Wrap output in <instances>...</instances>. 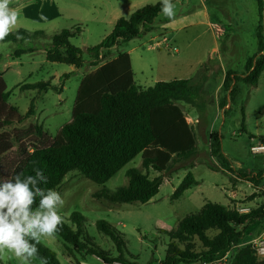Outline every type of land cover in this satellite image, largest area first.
Returning a JSON list of instances; mask_svg holds the SVG:
<instances>
[{"label": "rangeland", "instance_id": "1", "mask_svg": "<svg viewBox=\"0 0 264 264\" xmlns=\"http://www.w3.org/2000/svg\"><path fill=\"white\" fill-rule=\"evenodd\" d=\"M159 1L12 0L10 7L19 12L13 31L23 28L53 36L64 29L71 30L76 35L70 38V43L82 49L85 63L75 68L66 63L48 61L46 50L51 44L50 37L26 38L17 43L0 42V72L7 85L6 91L10 93L8 103L16 106L23 116L31 103L34 104L33 115L21 123L5 127V130L16 132L37 124L42 125L51 137L56 136L61 127L72 120L81 80L95 69L91 65L94 59L88 54V48L108 36L119 18H129L135 10ZM172 2L176 6L173 19L159 14L152 29L123 46L114 47L110 58L122 52L128 53L134 79L142 87L153 86L158 81L185 79L191 74L194 77L206 75L202 83L204 92L193 95L194 104L177 103L196 134V155L186 161L173 162L162 174L154 169H145L142 155H138L105 184L95 183L73 170L56 189L65 200L61 209L65 223L76 229L71 215L80 213L84 218L86 237L115 259L120 256L115 242L96 226L101 220L110 223L122 233L124 256L134 264H159L169 243L166 231L200 210L207 201L229 209H236L238 204L254 209L257 204L260 206L264 196V191L259 188L258 194L248 195L256 184L251 182L254 184L251 188L250 181L242 177V173L249 177L261 173L264 180V152L252 151V147L264 145V74L255 87L241 84L242 92L229 114L219 108L216 91L219 84L222 86L227 71L242 75L249 58L258 52V1ZM167 39H170L169 43ZM167 44L171 45L170 49ZM17 49L31 51L16 56ZM40 82H50L51 87L47 91L23 89L25 85ZM213 131L222 137L221 152L226 163L211 153L209 136ZM15 145L14 150L18 148V142ZM10 156L16 155L12 153ZM132 167L147 173L151 179L163 176L159 193L149 202L114 204L95 197L97 192L116 191L127 186L129 178L126 171ZM189 172L198 183L178 199H173L175 190ZM234 192L237 195L233 200ZM255 197L258 198L253 201ZM41 243L55 253L59 264H105L96 255L88 254L87 250L69 254L56 235L42 238ZM0 264H21V261L6 251L0 256ZM31 264H42V261L33 257ZM112 264L121 263L115 261Z\"/></svg>", "mask_w": 264, "mask_h": 264}, {"label": "trees", "instance_id": "2", "mask_svg": "<svg viewBox=\"0 0 264 264\" xmlns=\"http://www.w3.org/2000/svg\"><path fill=\"white\" fill-rule=\"evenodd\" d=\"M257 1L260 17L256 34L258 52L249 58L242 75L233 71L226 72L218 103L225 114H229L237 103L242 92L241 84L255 87L264 74V0ZM159 14L160 1L147 4L135 10L129 18H119L108 36L88 48V54L94 59L91 65L95 69L81 80L71 122L63 125L54 137L37 124L16 132L5 130V127L21 123L33 115L34 104L31 103L25 116L16 106L9 104L10 93L6 91L7 85L0 72V178L21 174L23 179L35 175L34 168H40L48 177V183L41 187L56 190L73 170L95 183L105 184L138 155H142L145 169H154L161 174L173 162L186 161L196 155V134L177 103L194 104L193 95L203 93V86L194 79H174L142 87L134 79L128 53L122 52L110 58L114 47L123 46L152 29ZM75 35V32L68 29L49 36L44 31L30 32L20 28L0 42L17 43L26 38L50 37L51 44L46 50L47 60L80 68L85 60L82 49L70 43V38ZM27 51L31 50L17 49L15 54L20 56ZM50 87V82H40L25 85L23 89L47 91ZM227 105L228 109L225 108ZM242 113L244 116L243 107ZM242 124H245L244 117ZM221 138L218 132L213 131L209 136V145L212 155L226 163L221 152ZM16 142L19 146L14 150ZM12 153L16 156H10ZM126 174L129 178L127 186L116 191L97 192L95 197L114 204L147 203L159 193L163 183L162 175L151 179L136 167L129 168ZM261 175L258 173L249 177L242 173L245 180L253 183H259ZM197 183L192 172H189L175 190L173 199H178ZM38 203L39 198L34 207ZM71 219L77 228L73 229L64 222L56 234L69 254L87 250L88 254L96 255L105 264L115 261L134 264L125 258V241L115 226L104 220L96 224L98 230L110 237L119 249L120 256L114 259L86 237L84 218L80 213H73ZM257 225L264 229V205L249 214H239L236 209L207 201L200 210L166 231L169 243L165 257L159 264L213 261L223 256L232 243L241 245L245 233ZM37 247V259L42 261V257L47 264H59L50 248L43 243ZM228 264H264V258L257 255L253 245L247 244L233 251Z\"/></svg>", "mask_w": 264, "mask_h": 264}, {"label": "clouds", "instance_id": "3", "mask_svg": "<svg viewBox=\"0 0 264 264\" xmlns=\"http://www.w3.org/2000/svg\"><path fill=\"white\" fill-rule=\"evenodd\" d=\"M12 0H0V41H4L18 23L19 12L10 7ZM161 13L169 20L176 15L172 0H160ZM19 38V37H17ZM35 175L21 178V174L0 178V256L12 253L21 264H31L39 255L42 238L54 237L61 229L64 218L61 209L65 200L61 193L41 187L48 177L40 168ZM37 198H39L38 206ZM42 264L47 261L41 257Z\"/></svg>", "mask_w": 264, "mask_h": 264}, {"label": "crops", "instance_id": "4", "mask_svg": "<svg viewBox=\"0 0 264 264\" xmlns=\"http://www.w3.org/2000/svg\"><path fill=\"white\" fill-rule=\"evenodd\" d=\"M166 37H164V39H165ZM168 40V39H167ZM167 40H166V42H167ZM170 42V39L168 40V42L167 43H169ZM167 47H169L168 49H170V47H171V45L169 44V46H168V44L166 45ZM166 47V48H167ZM177 51V50H176ZM130 56V55H129ZM132 63V62H131ZM190 77H188V78H185V79H194L195 80V82L197 83V84H201L202 85V83H203V77L205 78L206 77V75L204 76H199V75H196V77H194L192 74L191 75H189ZM192 76V77H191ZM174 80V79H173ZM204 85V84H203ZM221 86V84H219L218 85V87H217V89H216V91H217V93H218V98L220 99L221 98V96H220V94L222 95V92H221V88H222V86ZM218 99V100H219ZM229 105H227L226 107H228ZM225 107V108H226ZM183 110V109H182ZM188 119V118H187ZM256 184V188H253V191L252 192H250L248 195H252V194H255V193H257V191H258V188H259V190H260V188L264 185V180H263V177H261L260 179H259V183H255ZM252 185H254L253 183H249V187H251ZM252 188V187H251ZM258 194V193H257ZM235 195H237V193L236 192H234L233 194H232V199L234 200V199H236L235 198ZM262 197V196H261ZM258 197H255L254 199H253V201H256V199H257ZM262 199H263V201L260 203V206L262 205V204H264V196L262 197ZM259 204H257V206H258ZM255 207L254 209H256V208H258V207ZM239 207H243V206H240L239 204L235 207L236 209L237 208H239ZM244 208H250V207H247V206H244ZM252 209H253V207H252ZM244 242L241 244V246H244V245H247V244H250L251 242H253L254 240H256V239H258V238H260V237H264V229L262 230L261 228H260V226L259 225H257V226H254V228L252 227V229H250L249 231H247L246 233H245V235H244Z\"/></svg>", "mask_w": 264, "mask_h": 264}, {"label": "built area", "instance_id": "5", "mask_svg": "<svg viewBox=\"0 0 264 264\" xmlns=\"http://www.w3.org/2000/svg\"><path fill=\"white\" fill-rule=\"evenodd\" d=\"M252 151L254 153H259V152H264V145H258V146H254L252 147ZM257 174H255L256 176ZM261 190L264 191V185L260 188ZM236 211L239 214H249L253 211V209L251 208H244V207H239L236 209ZM251 245H253V247L255 248L257 255L259 257H263L264 258V237H260L256 240H254L253 242L250 243ZM239 247H241V245L239 244H234L232 243L230 248L223 254V256L213 260V261H209V262H202L199 264H228L229 259L233 253L234 250L238 249Z\"/></svg>", "mask_w": 264, "mask_h": 264}]
</instances>
